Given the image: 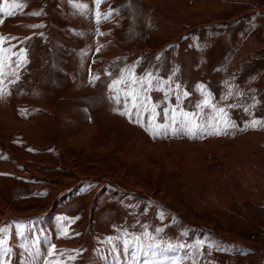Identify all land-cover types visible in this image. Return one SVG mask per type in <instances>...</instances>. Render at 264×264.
<instances>
[{"label":"rangeland","instance_id":"rangeland-1","mask_svg":"<svg viewBox=\"0 0 264 264\" xmlns=\"http://www.w3.org/2000/svg\"><path fill=\"white\" fill-rule=\"evenodd\" d=\"M95 3L0 0V264H264V0Z\"/></svg>","mask_w":264,"mask_h":264},{"label":"snow or ice","instance_id":"snow-or-ice-1","mask_svg":"<svg viewBox=\"0 0 264 264\" xmlns=\"http://www.w3.org/2000/svg\"><path fill=\"white\" fill-rule=\"evenodd\" d=\"M5 4H7V0H4ZM100 0H96V4L99 5ZM16 7H21L20 5H16ZM77 8L85 7L83 5H76ZM5 9L0 7V12H4ZM8 16L15 15L14 12L8 11L5 13ZM31 15H39L40 13L35 12V13H30ZM107 15L101 16L99 13L97 14V23L100 22L101 19H106ZM2 22V21H0ZM42 25H34L33 27H41ZM102 34V33H101ZM7 38L0 36V42L5 41ZM12 39H15L14 37ZM122 82V81H119ZM133 84L140 83L142 85L141 87V92L145 90V87L150 89L152 87V76L151 73L147 75V77L142 78L141 80H133ZM162 90V89H161ZM185 96H187V93H184ZM167 97V93L165 94ZM148 97L147 95L141 96L138 92L135 90L126 92L125 93V99L123 101L124 104V111L120 112L121 115L127 116L130 122H134L137 124H140L141 127H144L143 124V113L148 112L149 113V120H148V128H146V131H150V134L153 136L156 135L158 130H163L164 134H167V131L169 128H171L172 134L176 135L179 131H185L189 129V126L192 124V122L195 120V114H189L185 112H181L180 115L183 117V119L179 120V124L181 125V128H176L175 125L177 124V116H176V108L173 109H168L165 108L163 110V117L165 120H170V124H163V125H155L153 127L154 121L159 113L156 112V106L151 105L150 107L148 106ZM179 99V97H177ZM129 100L131 103V107H129ZM117 103H121L119 98H116ZM199 107V105H198ZM134 110V111H133ZM221 113H223V109H219ZM253 125H256L258 123H261L260 121H253ZM196 127L199 128V124H196ZM185 134L195 136V132L191 131H185ZM213 134H219V133H213ZM144 264H147V261L144 262Z\"/></svg>","mask_w":264,"mask_h":264},{"label":"bare ground","instance_id":"bare-ground-1","mask_svg":"<svg viewBox=\"0 0 264 264\" xmlns=\"http://www.w3.org/2000/svg\"><path fill=\"white\" fill-rule=\"evenodd\" d=\"M113 185V184H112ZM56 186V185H55ZM104 187H106V186H104ZM108 187V186H107ZM114 187H116V188H118V191H119V189L121 188V190L123 191V188L121 187V186H119V185H117V186H114ZM56 188V187H55ZM115 188V189H116ZM120 192V191H119ZM140 194H144V193H140ZM174 201V200H173ZM175 206V202H174V204H173V207ZM8 209H6V208H4V206L3 205H0V217L1 216H4V215H13V213H16V212H12V211H7ZM181 211V210H180ZM185 211V210H184ZM36 212H38V211H25L23 214L24 215H28V214H34V213H36ZM184 215H187L185 212H183V211H181ZM50 216H51V213H45V219H44V221H46V222H49L50 221ZM43 219V218H42ZM51 229V228H50ZM54 230V229H53ZM50 231V230H49ZM48 232V231H47ZM49 235V234H48ZM59 242V241H58ZM58 242H56V246L58 247V249L59 250H61L62 248H64V246H65V244H66V240H64V239H62L61 241H60V243H58ZM17 258V257H16ZM57 258V257H56ZM51 260V259H50ZM54 260V259H53ZM52 260V261H53ZM263 260H264V257H263Z\"/></svg>","mask_w":264,"mask_h":264},{"label":"crops","instance_id":"crops-1","mask_svg":"<svg viewBox=\"0 0 264 264\" xmlns=\"http://www.w3.org/2000/svg\"><path fill=\"white\" fill-rule=\"evenodd\" d=\"M87 3V1H85V3L84 4H86ZM96 4V3H95ZM97 7V6H96ZM94 8H95V5H94ZM4 42V41H3ZM19 50V49H18ZM20 51V50H19ZM1 52V51H0ZM6 52V51H5ZM7 58V57H6ZM94 61V60H93ZM91 67H92V65H90L88 68H87V70H89L90 69V73L89 74H91ZM133 195V194H132ZM39 216V214L37 215V217Z\"/></svg>","mask_w":264,"mask_h":264}]
</instances>
